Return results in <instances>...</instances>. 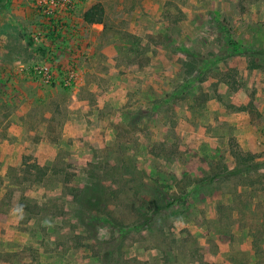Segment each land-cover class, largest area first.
Masks as SVG:
<instances>
[{
    "label": "rangeland",
    "instance_id": "1",
    "mask_svg": "<svg viewBox=\"0 0 264 264\" xmlns=\"http://www.w3.org/2000/svg\"><path fill=\"white\" fill-rule=\"evenodd\" d=\"M201 260L264 264V0H0V264Z\"/></svg>",
    "mask_w": 264,
    "mask_h": 264
},
{
    "label": "trees",
    "instance_id": "2",
    "mask_svg": "<svg viewBox=\"0 0 264 264\" xmlns=\"http://www.w3.org/2000/svg\"><path fill=\"white\" fill-rule=\"evenodd\" d=\"M83 1H87V0H83ZM105 8L103 6V4L99 1H94L91 4H89L82 12L81 14V19L84 23L86 24H103L105 25ZM51 22H53V20H50ZM55 25L53 24H48L47 29H48V37L52 38L53 36V32ZM187 82H190V80H188ZM253 102L251 100H249L247 102V104L242 105L241 106V110H245L247 111L250 116L255 117V109L253 107ZM233 156L235 157V162L233 163V165L230 168H225V170H221L216 172V174L222 175L225 174L227 176H232V175H237L240 174L242 172H249V171H253L258 169V163L254 162V158L256 156L255 153L252 152H245L242 153L240 151H233L232 152ZM221 173V174H220ZM215 175V174H214ZM211 176V178L213 179L215 176ZM83 200V205L87 208V209H94V207L98 204H100L99 202H95L94 204L91 203L90 199H82ZM200 264H216L215 262L211 261H205V260H201Z\"/></svg>",
    "mask_w": 264,
    "mask_h": 264
}]
</instances>
